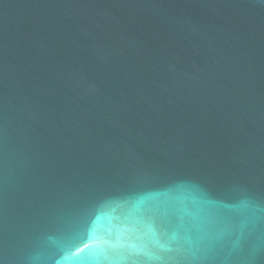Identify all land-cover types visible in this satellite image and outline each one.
I'll use <instances>...</instances> for the list:
<instances>
[{
  "label": "water",
  "instance_id": "95a60500",
  "mask_svg": "<svg viewBox=\"0 0 264 264\" xmlns=\"http://www.w3.org/2000/svg\"><path fill=\"white\" fill-rule=\"evenodd\" d=\"M0 264H264V0H0Z\"/></svg>",
  "mask_w": 264,
  "mask_h": 264
}]
</instances>
